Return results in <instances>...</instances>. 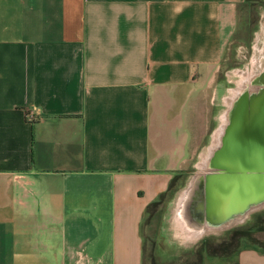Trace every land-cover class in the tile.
Wrapping results in <instances>:
<instances>
[{
	"label": "crops",
	"instance_id": "crops-1",
	"mask_svg": "<svg viewBox=\"0 0 264 264\" xmlns=\"http://www.w3.org/2000/svg\"><path fill=\"white\" fill-rule=\"evenodd\" d=\"M252 1L0 0V264H145L147 206L220 124Z\"/></svg>",
	"mask_w": 264,
	"mask_h": 264
},
{
	"label": "rangeland",
	"instance_id": "rangeland-1",
	"mask_svg": "<svg viewBox=\"0 0 264 264\" xmlns=\"http://www.w3.org/2000/svg\"><path fill=\"white\" fill-rule=\"evenodd\" d=\"M263 59L264 0H253L241 7L238 28L225 54L219 76L229 73V82L225 81L223 99L229 95V101L233 90L258 73L262 65L257 62ZM228 101H223L219 112L227 109ZM211 141L212 138H206L202 153L193 157L192 170L177 173L169 188L147 209L142 227L145 264H234L238 250L247 243L264 245V207L231 227L208 230L196 239L186 238V228L176 216L178 200L192 176L201 170L202 154Z\"/></svg>",
	"mask_w": 264,
	"mask_h": 264
},
{
	"label": "bare ground",
	"instance_id": "bare-ground-1",
	"mask_svg": "<svg viewBox=\"0 0 264 264\" xmlns=\"http://www.w3.org/2000/svg\"><path fill=\"white\" fill-rule=\"evenodd\" d=\"M257 65H262L260 71L246 79L244 85L233 90L231 99L227 100L228 106L222 113L221 122L212 136L211 143L202 154L201 170L192 176L178 200L176 216L186 228L187 239L199 238L208 230L231 227L237 222L244 221L249 213L264 207V196L262 199L254 197L241 207L237 205H242L245 200L240 201L242 203L238 202L237 205L236 202L234 204L223 202L221 205L215 206L210 197L211 184L216 181L217 184L220 183L221 178H218L223 174L214 160L225 136L240 128L246 117H248L249 126L250 122L254 123L256 119L253 113L255 106L252 103L264 95V59L259 60ZM218 208L220 209L216 211Z\"/></svg>",
	"mask_w": 264,
	"mask_h": 264
},
{
	"label": "water",
	"instance_id": "water-1",
	"mask_svg": "<svg viewBox=\"0 0 264 264\" xmlns=\"http://www.w3.org/2000/svg\"><path fill=\"white\" fill-rule=\"evenodd\" d=\"M252 105L255 106L254 123L250 122L249 126L246 117L240 128L225 136L215 155L214 163L223 172L218 178L220 183L213 182L210 187L211 202L215 206L223 202L237 205L245 200L237 205L241 207L254 197L264 196V95Z\"/></svg>",
	"mask_w": 264,
	"mask_h": 264
},
{
	"label": "trees",
	"instance_id": "trees-1",
	"mask_svg": "<svg viewBox=\"0 0 264 264\" xmlns=\"http://www.w3.org/2000/svg\"><path fill=\"white\" fill-rule=\"evenodd\" d=\"M156 201L150 203L148 206H147V209L153 205ZM249 247H259L260 249L264 250V245H259V244H256L255 242H252V243H247V245L243 246L241 249L243 248H249Z\"/></svg>",
	"mask_w": 264,
	"mask_h": 264
},
{
	"label": "built area",
	"instance_id": "built-area-1",
	"mask_svg": "<svg viewBox=\"0 0 264 264\" xmlns=\"http://www.w3.org/2000/svg\"><path fill=\"white\" fill-rule=\"evenodd\" d=\"M27 120L33 123L36 119L32 113L27 114Z\"/></svg>",
	"mask_w": 264,
	"mask_h": 264
}]
</instances>
